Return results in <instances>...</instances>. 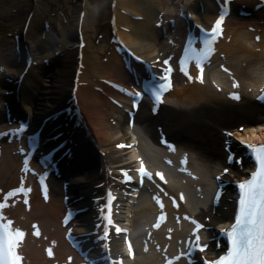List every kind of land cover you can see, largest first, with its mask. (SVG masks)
I'll return each instance as SVG.
<instances>
[{
  "label": "bare ground",
  "instance_id": "bare-ground-1",
  "mask_svg": "<svg viewBox=\"0 0 264 264\" xmlns=\"http://www.w3.org/2000/svg\"><path fill=\"white\" fill-rule=\"evenodd\" d=\"M13 0H0V33L1 30H5L3 34H0V41H7L9 44L10 50H15L16 45L22 46V37L24 35L23 30H17L16 26H22L23 15L25 11L29 10L30 5L33 4L31 10H35L36 18L38 20L41 18H47V23H50V26L45 29V35L37 34V31L42 29L39 25L30 26L28 28L26 37L28 49H30L34 54H40L43 47V43L46 45H51L50 42L44 40L42 36L51 37L53 39H59L60 33H58V18L55 13L43 14L50 8L51 12L55 11L56 4L61 3L63 0H24L27 3H23L22 0H17L16 4L21 8L18 9L17 14H13L14 10L11 6ZM85 6H82V10L86 12L84 17V22L82 25V30L86 31V34L91 33L93 29H98L100 25H105V21L110 19L111 15H114L117 18L119 26L123 27V35L128 40V42L139 52L155 57L161 50H163L166 41L163 37L160 36V29L154 26V22L158 20L157 16L161 13L170 12L169 5L167 0H83ZM79 2V0H78ZM205 5L204 16H210V2L203 1ZM108 5V6H107ZM45 7L41 9L39 7ZM78 7V6H77ZM113 8V10H111ZM38 10V11H37ZM37 11V12H36ZM88 11V12H87ZM28 12V11H27ZM42 16H41V15ZM74 15V10H72ZM14 15V17H13ZM16 21H15V20ZM249 22L239 21L235 16L230 17L229 25L230 32L233 35L231 42H223L221 44L222 50H224L231 61L232 65L236 69L237 73L243 78V80L248 79V86H259L264 80V70L262 62L264 61V39L260 43H255L252 39L253 33L248 31L247 24ZM56 24V25H55ZM168 25V24H167ZM55 26V31L54 27ZM104 28V27H103ZM47 30V31H46ZM37 34V35H36ZM32 35V36H31ZM35 35L37 36L35 39ZM40 38L42 40H40ZM40 42L42 43H39ZM5 43H0V53L5 54L6 59L9 57V49L3 46ZM262 46V51L256 52V48ZM60 48H65L59 46ZM100 45L96 42L95 38L92 39V36H87V43L84 48L85 55V70L83 71L82 78L86 81H91V84L83 85L79 88L78 94L80 97V103L83 108L84 121L86 124L87 131L90 133L98 144V148L101 150L100 161L105 159L110 163L116 162L118 158H127L129 159L131 154L128 150H117L115 149V144L122 139L128 132L122 126H113L107 120L106 111L100 107V103L104 101L102 95L97 93L93 89L94 79H98L101 76L116 75L114 67L110 63H105L102 61L104 55L101 54L99 49ZM8 52V53H7ZM23 52V51H22ZM23 56V53L21 57ZM253 56V57H252ZM252 57V58H251ZM45 58V57H44ZM8 61L14 62L13 59ZM24 61V60H23ZM247 62L245 68H242L241 63ZM36 72V71H35ZM34 72V73H35ZM56 72V71H54ZM29 73V74H28ZM26 78H31L33 72H28ZM251 73V76L249 75ZM57 74V72H56ZM119 75V74H118ZM260 75L259 77H257ZM120 76V75H119ZM50 77L48 74L47 79ZM60 76H58V79ZM56 78L57 83L59 80ZM250 79V80H249ZM28 80V79H27ZM93 80V81H92ZM245 80V81H246ZM223 81H226L225 77ZM68 84L62 83V87H68ZM25 93L30 92L29 86L24 88ZM174 93L177 94L178 99L177 103L171 105L173 110H176L177 113L181 114L184 118L179 122V128L181 131H185L190 136H198L203 140H206V137L200 135V126L204 123V118H211L216 122V115L220 114V111H223V107L220 102H223L221 99V94L216 90L212 89L210 84L205 85H183L181 82L178 83ZM248 111V110H247ZM219 113V114H218ZM145 130L141 127L139 133L140 147L143 148V152L150 157L157 158L162 154V149L157 145V138L153 132L150 122L145 119L143 121ZM199 130V131H198ZM253 129H246L244 132H239V135H249ZM262 127H257L254 130L255 134L261 133ZM189 146V145H188ZM190 147V146H189ZM185 148L189 149L185 146ZM104 152V153H103ZM197 155V158L207 166H211V159L208 157V154L202 151L201 149L193 150V153ZM159 162V160H156ZM214 168V167H213ZM13 171V167L8 162V159H0V180L6 179L9 177ZM207 175L213 177L215 172L214 169L206 170ZM206 179V178H205ZM209 179V178H208ZM206 182V181H205ZM211 183V182H210ZM145 199L143 195L142 200ZM205 203V201H201ZM149 204L145 207L140 208V211H149L151 210ZM58 214H59V203L56 198H53L49 204H43L37 202L34 206L33 211L30 214V217H39L42 219L44 224L47 226L49 224H58ZM130 224L133 227L132 235L139 236V220L136 218H131Z\"/></svg>",
  "mask_w": 264,
  "mask_h": 264
},
{
  "label": "snow or ice",
  "instance_id": "snow-or-ice-1",
  "mask_svg": "<svg viewBox=\"0 0 264 264\" xmlns=\"http://www.w3.org/2000/svg\"><path fill=\"white\" fill-rule=\"evenodd\" d=\"M223 16L216 22V27L213 29L215 33L220 29ZM165 64L168 61H164ZM170 72L171 69H166ZM161 80L166 81L167 77H161ZM170 86V85H169ZM160 88H164V84H160ZM130 95L139 96L140 93H130ZM234 98L238 99V96ZM25 124H21L18 132L24 131ZM9 133H0V135H8ZM123 147V145H120ZM253 149V154L256 162V170L251 174V178L239 184L241 196L239 200V212L235 217V223L231 230L227 232L230 247L225 256H221L215 264H264V145L253 146L248 145ZM24 151V149H21ZM232 160V157H229ZM186 162V161H185ZM28 161L25 160L27 168ZM142 175H149L141 164L139 169ZM227 173L228 169L224 170ZM163 179L162 174L157 173ZM219 179V178H218ZM23 187L7 193V197H11L17 191H24ZM30 191V189H28ZM6 197V198H7ZM45 198H47V189L45 187ZM183 198V197H181ZM5 207L0 203V208ZM3 217L0 216V221ZM109 223L111 220L109 219ZM203 227L198 225V228ZM119 232L120 229H117ZM39 235V231L35 233ZM25 233L20 229H12V221L7 224L0 223V264H21L22 257L17 252V247L23 239ZM197 236V241H199ZM204 245L203 247H206ZM203 247L201 250H203ZM131 251V246H129ZM49 250V255H51Z\"/></svg>",
  "mask_w": 264,
  "mask_h": 264
},
{
  "label": "rangeland",
  "instance_id": "rangeland-1",
  "mask_svg": "<svg viewBox=\"0 0 264 264\" xmlns=\"http://www.w3.org/2000/svg\"><path fill=\"white\" fill-rule=\"evenodd\" d=\"M14 2H16L17 0H13ZM108 6V5H107ZM264 71V70H261ZM227 110H229V112L227 113H220L218 116H216V129H212L209 130L207 135H208V143L209 145H202L201 147H205L208 149L209 154L212 156H219L222 155V134L219 131L218 128L222 127V126H230V125H238L240 123H245L246 119H247V114L244 113V111L242 112L241 108H236V107H230L228 106ZM232 110V111H230ZM233 112V114H231ZM220 137V142L218 141L217 138Z\"/></svg>",
  "mask_w": 264,
  "mask_h": 264
}]
</instances>
